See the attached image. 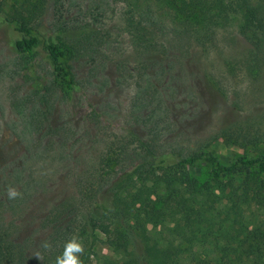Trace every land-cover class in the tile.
<instances>
[{
    "label": "rangeland",
    "instance_id": "rangeland-1",
    "mask_svg": "<svg viewBox=\"0 0 264 264\" xmlns=\"http://www.w3.org/2000/svg\"><path fill=\"white\" fill-rule=\"evenodd\" d=\"M201 15L156 0H0V230L21 246L20 264H46L74 237L84 243L89 199L132 168L138 140L158 153L212 152L227 164L264 154V62L249 59L237 22L198 25ZM4 17L30 20L45 37L81 38L75 93L52 84L42 48L33 57L15 52ZM152 44H165L167 55H153ZM179 171L191 184L210 180L204 164ZM8 187L22 195L9 200ZM175 197L164 200L172 206ZM247 216L264 236L255 229L262 211ZM96 237L85 264H122L109 238ZM162 238L169 254L178 247L193 264H234L227 251L194 243L195 234L173 240L165 230Z\"/></svg>",
    "mask_w": 264,
    "mask_h": 264
},
{
    "label": "trees",
    "instance_id": "trees-1",
    "mask_svg": "<svg viewBox=\"0 0 264 264\" xmlns=\"http://www.w3.org/2000/svg\"><path fill=\"white\" fill-rule=\"evenodd\" d=\"M156 1L173 8L192 5L200 9L198 25L225 27L237 22L238 33L251 47L249 59L256 60L255 67L264 62V0ZM4 22L15 32L17 54L33 57L42 48L52 84L67 96L78 90L73 63L79 36L59 31L45 37L30 20L4 17ZM167 52L165 44H152L153 55L165 57ZM138 142L132 168L89 199L80 235L85 249L80 255L82 264L95 245L97 233L109 238L122 264H193L195 257L178 255L180 249L174 247V241L166 242L177 251L169 254L170 248L162 238L165 230L173 240L195 234L194 243L198 239L227 251L234 264H264V236L250 230L253 218L247 216L252 207L264 214V154H244L227 164L212 152L158 153L150 142ZM200 164L208 169L210 180L206 185L191 184L190 177L179 171ZM172 191L176 192L175 201L168 206L164 198ZM159 226L162 229L156 232ZM226 226L228 229L223 230ZM259 227H264V220L255 229ZM5 237L0 230V264H20L21 246L10 236ZM56 259L57 254L49 255L46 264H56Z\"/></svg>",
    "mask_w": 264,
    "mask_h": 264
},
{
    "label": "clouds",
    "instance_id": "clouds-1",
    "mask_svg": "<svg viewBox=\"0 0 264 264\" xmlns=\"http://www.w3.org/2000/svg\"><path fill=\"white\" fill-rule=\"evenodd\" d=\"M22 194L14 187H8L7 189V197L9 200L16 199L20 197ZM44 248L50 247L47 242H44L42 245ZM84 246L82 242H80L75 237L66 243L65 249L61 256H58L56 259V264H82L80 259V255L84 253ZM36 259H42L39 252L36 253Z\"/></svg>",
    "mask_w": 264,
    "mask_h": 264
}]
</instances>
